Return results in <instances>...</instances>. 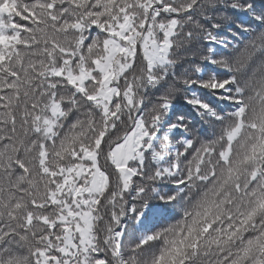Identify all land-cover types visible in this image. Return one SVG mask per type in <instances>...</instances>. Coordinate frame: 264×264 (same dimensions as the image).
<instances>
[{
    "label": "snow or ice",
    "instance_id": "1",
    "mask_svg": "<svg viewBox=\"0 0 264 264\" xmlns=\"http://www.w3.org/2000/svg\"><path fill=\"white\" fill-rule=\"evenodd\" d=\"M0 264H264V0H0Z\"/></svg>",
    "mask_w": 264,
    "mask_h": 264
}]
</instances>
